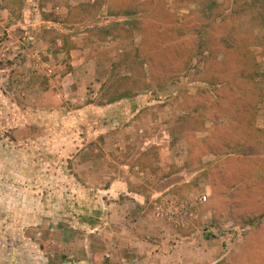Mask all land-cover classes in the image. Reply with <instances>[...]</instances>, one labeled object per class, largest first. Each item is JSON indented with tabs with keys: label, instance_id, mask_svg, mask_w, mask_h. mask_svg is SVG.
Listing matches in <instances>:
<instances>
[{
	"label": "rangeland",
	"instance_id": "374dc122",
	"mask_svg": "<svg viewBox=\"0 0 264 264\" xmlns=\"http://www.w3.org/2000/svg\"><path fill=\"white\" fill-rule=\"evenodd\" d=\"M247 1L0 0V264H264V160L216 159L264 156Z\"/></svg>",
	"mask_w": 264,
	"mask_h": 264
},
{
	"label": "crops",
	"instance_id": "0c3cea01",
	"mask_svg": "<svg viewBox=\"0 0 264 264\" xmlns=\"http://www.w3.org/2000/svg\"><path fill=\"white\" fill-rule=\"evenodd\" d=\"M224 2H229V4L231 3V6L233 7V2H231V0H224ZM231 8H228L227 10H225V14H224L225 17H230V18L232 17L233 12L231 11ZM200 29L203 30L204 27H200ZM206 38H208V37H206ZM74 40H75V42L73 43L72 49H74L75 52L77 51V53H75V54L77 56H79V58H76L77 57L76 56L75 60L70 63V65L73 66V69H70V71L66 72L67 76H66L65 79L69 80L71 77L72 78H74V77L75 78H80V79L81 78H85V79L90 80V81H95L96 85L97 84L100 85L99 81H103V80L105 81V77L106 76L105 77L104 76L103 77L100 76V74H99L100 71L90 72L89 69H87V67L92 64L91 57H89V55H87L86 52H81V49H84L83 45L78 43V39H74ZM185 44H187V40H184L181 43L169 44V45L166 46V47H168L166 51H167V53L169 55H174L172 52L176 53V51L179 50L180 46H182V48H183ZM60 46L62 47V44H60ZM185 48H187V46H185ZM263 51H264V48L261 49V52H263ZM66 54H68V52H66ZM195 59H196L195 56L192 57L190 59V61H189V64L187 63L189 65L187 67L190 68L191 64L194 63ZM89 60L91 62H89ZM212 61L214 62V69L216 67L215 64L221 65V62H222V61L219 60V58L218 59L212 58ZM208 62H209V60L207 62H205V63H208ZM253 63L255 65V67L253 68L254 73L251 76H249L248 79H252V82L255 85L258 86V88H259V90L261 92L262 100H261V103L257 104V106H256L257 109H256V112H255L254 117H253L254 119L251 121V125L256 127V128H258V129H260V130H264V54L259 59H257V57H253ZM62 64L63 63H61V62L58 63V65H60V66ZM50 68H49L50 69L49 73L50 74L54 73L53 68H55V67L50 66ZM111 68H112V66H110V69ZM203 68H205V67H203ZM229 72H231V71H229ZM232 72H234V71H232ZM242 74L243 73H237V72L236 73H229L227 75L223 74L222 75V80H221V77H218V76L215 79H213L211 77L210 78L207 77V78L209 80H212V81H210V83H212L213 85H214L213 80L214 81H219L220 83H216V85L218 86L217 88L219 89V88H222L224 86H227L228 84L230 86H233V84H236V83H239V82H243L244 78H242V76H241ZM106 75H107V77H106V79H107L110 75L109 74H106ZM207 78H206V80H207ZM60 79L62 81V83H61V85H62L64 83V77H61ZM220 80L223 81V83ZM195 86H198V87L202 86V87L207 88V84H206V82L204 83V81L201 83V85L197 84V85H194V87ZM141 96H144V95L142 94ZM128 100L131 101L133 99H126V98L123 99L124 102H127ZM118 103H120V102H118ZM118 103H116V104H118ZM116 104H109V106H115ZM216 159L219 162L218 164L220 166V171L227 170L229 166L234 165L235 163L237 164V167L235 166L236 176L240 172H242V173L240 174V180L237 181V186H235L233 188V190H236V188H237V190H239L240 186H242V185L244 186L245 185V183H244L245 179L243 180L242 176L246 172L245 171L246 167L249 166V164H252L251 166H255L256 165V161L260 162L261 160H264V156L263 155L255 156V158H253V159H244V158H240V157L236 158L235 156L226 157V158L217 157ZM260 169L261 168H258V171ZM249 170H251V169H249ZM225 198H227V194H224V195L221 196V199H225ZM207 200H208V198L206 196V200L205 201H207ZM186 239H187L186 242H188L189 244H194L195 243V238L191 234L187 235ZM222 239L226 240V237H222ZM203 241L205 243L208 242L205 238L203 239ZM173 252H175V251H173ZM171 255L173 256V254H171Z\"/></svg>",
	"mask_w": 264,
	"mask_h": 264
},
{
	"label": "trees",
	"instance_id": "16d2710c",
	"mask_svg": "<svg viewBox=\"0 0 264 264\" xmlns=\"http://www.w3.org/2000/svg\"><path fill=\"white\" fill-rule=\"evenodd\" d=\"M254 1H256V0H249V1H247V3H245V4H246V8H250L251 5L253 6L254 4H256V3H254ZM262 1L264 2V0H262ZM263 2H260V3H259L260 5H259V12H258V13L261 15V19H262V21L264 20V17H263L262 12H261V8H262L261 5H262ZM238 4H240V3H239V0H233V7H232V9H233V15H234V16L237 15L238 12H239V14H240V12H241V11H239V9H238V6H237ZM240 5H241V6H244L243 3L240 4ZM234 7H235V8H234ZM244 7H245V6H244ZM244 7H243V9H240V10H242V11L245 10ZM253 7H254V6H253ZM234 10H235V11H234ZM236 10H237V11H236ZM234 41H235V40H234ZM240 71H243V70H240ZM241 76H242V78H244V79H247V78H248V77H247L246 75H244V74H242ZM242 89H243V88H242ZM242 89H241V90H242ZM243 90H244V89H243ZM243 90H242V91H243ZM249 90H251V87H250L249 89L246 87L245 92H244V95L242 94L243 97H244V99L247 98L246 95H247V93H248ZM252 91L254 92V90H252ZM258 97H259V95H258ZM259 103H260V101H259Z\"/></svg>",
	"mask_w": 264,
	"mask_h": 264
},
{
	"label": "built area",
	"instance_id": "2783aa9c",
	"mask_svg": "<svg viewBox=\"0 0 264 264\" xmlns=\"http://www.w3.org/2000/svg\"><path fill=\"white\" fill-rule=\"evenodd\" d=\"M203 200L205 201L206 200V197H204Z\"/></svg>",
	"mask_w": 264,
	"mask_h": 264
}]
</instances>
